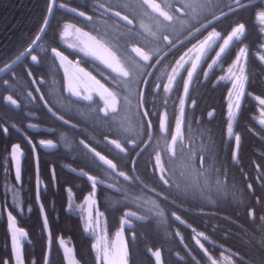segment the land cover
<instances>
[{
    "label": "trees",
    "instance_id": "16d2710c",
    "mask_svg": "<svg viewBox=\"0 0 264 264\" xmlns=\"http://www.w3.org/2000/svg\"><path fill=\"white\" fill-rule=\"evenodd\" d=\"M192 1L193 4L198 5L200 3V0ZM214 3L215 6L210 11L193 18L195 23H179L177 27L182 24H185V26L180 30H173L172 33L174 34L170 40H174L177 36L191 30L198 21L205 19V16L210 17L213 16V13L216 14L221 12V10H227V5L233 2L231 0H214ZM245 3L248 6L238 8V10L229 15H222L219 20L216 19L213 21L206 29L214 27L220 32L221 36H224L237 22H242L246 25L245 35L239 41L234 39L225 51V55H231V57L234 55L236 49L235 43H238V48L242 46L247 49L248 59L254 62L252 66H248L250 72L247 87L251 89L249 90L251 93L257 96H264V82L262 80L264 67L259 63L261 60L257 56V52L264 49L258 46L263 40H261L260 24L256 19L255 13L256 10L264 8V0H256L253 2L245 0ZM45 9V3L42 0H0V38H8L7 40H9V37L12 36L14 38L16 34L17 38L22 37L23 34L31 38L42 23ZM197 9L200 8L197 7ZM52 18L53 20L55 19L54 16ZM58 30V25L55 21H52L34 48V51L38 53L40 62L31 63L27 60V65H17L12 68V73H8L4 80L0 78V121L13 120L14 124L23 127L25 119H34L40 124L54 125L55 130L64 125L63 122L51 117L45 111L32 86L28 74L29 70L36 79L41 78L38 81V86L49 104L56 111L65 117L71 118L77 124V126H64L62 132L67 136L72 135L78 137L80 142L83 141L90 148H95L109 159H112L117 165V169L124 170L129 174V179L119 177L120 180H118L116 176L120 175L115 170L110 169L103 161L95 157L88 148L82 145H78L80 147L79 155H76L75 151L69 150L68 147H62L60 150L57 147L49 149L50 157H52L51 161L54 163L57 160H61L76 166H82L85 170L101 178L113 181L120 186V192H115L100 186L98 195L105 203L104 209L106 214L110 216H106L107 220L110 221V226L115 224L114 220L115 216H117L115 212L118 210L121 202L123 205L127 203L128 206L133 207L147 216L145 220L135 222L133 228L135 230V240L129 244L130 264H154V260L148 250L149 248L160 249L163 264H174V251L181 244L176 236L175 227H177L176 230L180 233L182 241L189 246V249L193 253L196 250L194 248L196 243L192 238V230L194 228H201L215 240L212 244H218V240L242 256V258H237L233 255L236 264H264V219H261V217H264V127H259L256 121L250 119V101H253L254 98H249V94H246L242 111L240 110L238 113V121L235 123L234 130L237 133L236 136H240V142L238 148H236L234 137L231 136L228 139L224 133V125L221 126L224 118L218 107L219 96L217 90L207 88L206 84L203 87V92L207 89L206 93L203 96H201L203 92L197 93L198 101L196 102V108H198L200 99L204 96L207 98L206 101H212L214 103L208 104L205 110L202 109V113L199 109L190 110L186 116L188 126L192 129L205 131L199 136L198 134L194 135V140L198 142L197 146H202L206 150L203 153L204 164L201 165V162L198 161V155H202V152L197 149L194 150L195 154L191 157H189L188 150L184 149L183 154L179 150L176 156L173 157L175 163L169 164L168 157L170 152L167 142L171 135V120L167 130L162 132L157 127L158 115L161 114L162 110L168 112L177 101L179 90L182 87L185 76V69L183 68L176 77L170 91L165 92L160 84L159 89L153 91V87L156 84V80L162 82L165 79L176 57L179 56V53L188 44L189 40L176 47L170 54L162 57L148 79L143 96L145 109H153L155 111V115L152 111H149L148 114L154 129L153 136L136 155L133 167L139 179L165 195V197H162L142 187L131 176V156H133L135 147L126 143V137L132 136L138 142L142 143L148 134L147 125L142 123L140 117L134 116L136 91L123 85L117 73L112 74L113 80L115 82L117 81V83L109 84V87L113 93L120 97L117 112L111 113L109 111L108 116H105V113L101 111L104 104L96 98L93 101H88L83 104L81 106V113H77L75 111L76 104H73L76 101L71 100L68 94H63L62 92L63 80L59 67L44 68L46 61L52 65L55 64L49 48L51 46H60ZM198 34L202 35L203 33L200 31ZM101 37L102 32L100 31ZM162 37H160V41L164 43L165 41H163ZM7 40L6 43L9 44ZM163 46L160 45L157 49H152L153 55L155 56ZM69 50L71 49L64 46L63 51L69 54L68 56L73 57L74 53L69 52ZM255 50L256 54L254 52ZM2 51V59H9L17 53H3ZM121 60L122 65L127 68L133 60L148 66L146 62L141 61L134 54L121 55ZM146 68H142L141 71L145 72ZM133 75H135V72H133ZM50 79L53 81L54 86L52 93L59 99V102L55 104L52 103V95L48 94V90L44 87ZM212 82L213 79L210 78L209 84ZM194 93L192 91L191 95L193 96ZM9 94H13L22 100L25 99V105L31 104V109L36 114L29 116L26 113L16 115L1 112L3 107L8 106L9 108L8 104L2 103V97L5 98ZM125 97H127L130 103H125ZM165 97L167 99H164ZM69 99L73 103H70ZM160 103L161 105H159ZM258 103L259 100L256 98L254 104L257 105ZM210 105L215 106L216 110L211 116H207L206 111L208 112V106ZM126 115L133 117L136 120L135 124L141 121L137 128L134 130V127L127 129L122 125L121 122L129 118ZM129 129L131 131H128ZM110 131V137L116 139L122 145H126V150L121 151L109 143L108 140H105L103 135ZM36 133L40 137L46 135L49 137L56 136L53 131L44 132L40 130ZM20 135L19 132L9 125L8 134L4 135L0 123V161L4 158L5 152L9 150L10 143L12 141H18L25 151L23 156L21 186L25 187L27 184H30L31 187L26 191V195H23L21 203L17 202V198H14L7 204V193L0 186L2 195L0 197V205L2 206L0 207V213L4 216V220L8 213L15 214V218L19 221L21 220L18 223L24 226L33 237L39 239L37 244H32V249H29L27 246V252L31 255V258L35 257L36 264H40L44 247V234L43 232L40 235L37 234L41 222L38 220L39 216L37 217V206L32 194L33 184L30 182L33 178V161L29 148ZM32 135L34 136V134ZM235 149L236 159H233ZM44 150V148L38 149V152L40 151L39 154H42L40 157L41 165L45 168L41 173L47 182V190L42 193L41 198L45 205L48 218L51 221V227L54 232L62 231L63 233L73 234L75 242L77 239L78 243H82L83 241L79 238L80 235L77 231L76 223L63 210V205L66 194L65 184H68L74 190L80 191L85 188L84 178L65 170L58 164L57 167L54 165L57 176L56 190L58 189V194H54V188L52 187L47 170L49 163H47L48 160L44 157ZM157 154H159L162 162H164L165 167L171 169L166 175V178L169 179L167 185L163 184L155 172L154 162ZM257 165L259 167V174L257 172ZM246 173L249 176L247 178L244 177ZM3 174L6 175L7 172H3ZM254 174H258L260 183L255 184L252 189H249L247 179L254 182ZM196 182L203 189L202 197H193L184 192V189L188 185ZM124 184L128 186V190L124 189ZM176 185H179V188ZM110 195L117 197V199L112 202ZM138 196L141 197V202H137ZM144 198L158 203L165 209V218L167 221H156L154 219L156 214L154 213L157 210H154V213L152 211L147 212L149 202L145 201ZM51 199L54 207L50 205ZM168 199H172L180 206L170 202ZM58 208L60 209V218L55 221L52 219V216ZM111 208L114 212H112ZM172 210H176L184 216L190 223V226H184L180 223L176 226L174 219L170 216V211ZM20 213L22 214L21 216ZM25 214L27 216L23 218L22 216ZM220 214H224L230 219H226ZM5 236H8L6 223L0 220V247L2 252L4 251L3 255H6L5 252L10 246V244H2L5 242ZM78 243L74 244L77 255L80 256L81 253V257L86 264H88L87 261L89 260L91 264H94L90 254L89 244ZM206 246L210 245L207 243ZM180 250L184 252L183 248ZM211 250L215 251L214 248ZM50 264H63L61 255L55 246L53 247ZM179 264H182L181 260ZM188 264L196 263L193 259H189Z\"/></svg>",
    "mask_w": 264,
    "mask_h": 264
},
{
    "label": "snow or ice",
    "instance_id": "6c2138e0",
    "mask_svg": "<svg viewBox=\"0 0 264 264\" xmlns=\"http://www.w3.org/2000/svg\"><path fill=\"white\" fill-rule=\"evenodd\" d=\"M145 4L151 5L153 10L159 13L161 17H163L164 21H167L168 23L164 25L166 28H174V16L170 15L169 12L163 11L158 4L154 2V0H144ZM177 3H182V0H177ZM55 5V0H49V6L47 9L48 14H51L52 8ZM215 6L214 0H200V3L197 5L201 9V11H210L213 7ZM248 6L245 3V0H233L232 4L227 5V12L221 10L222 15H229L233 13L234 11L238 10V8L241 7H246ZM187 7L189 10V15H191V5H183L182 8ZM71 11L75 12V9H71ZM173 12L175 13L176 20L179 22L180 16H181V9H173ZM79 15L81 17L85 16L84 12H80ZM117 16H120L119 12H116ZM257 19L261 24H264V10L259 11L257 14ZM213 16L215 19L219 20V16H215L213 13ZM205 19H208L207 16L204 17ZM86 19L91 20L92 17L88 16ZM123 20L127 21L129 25L132 24V20L128 18V16H124ZM212 20H208V24H211ZM48 25V19L45 18L43 20V26L40 28V32H44L45 27ZM208 25L201 23L200 27L195 28V32L199 33L201 31V28H207ZM79 31V29H77ZM262 32H264V29H262ZM246 33V25L242 22H237L236 25L231 29V32L229 35H227V38L223 40L222 46L219 47V50L216 52V59L212 61V64H215L217 60L220 59L221 54L225 53L226 49L229 47L230 43L234 40V38L239 41L241 37H243ZM87 35V34H85ZM190 35L195 38L193 33H190ZM220 38V33L216 32L214 29L212 32L209 33V35L199 43V46L197 47L196 45H193V49L196 50L197 55H195L194 60L196 62H193L190 65V70L187 71V81L183 85V91L185 96L188 94V88H189V83L192 81L193 78V73L195 72L197 68V63L200 61L201 57L206 54L208 49L211 48L212 42H214L216 39ZM40 36L38 35L35 40H39ZM89 39L91 40V44H88L87 42H82L83 47H81V51L87 50L90 55L96 56L98 59L102 60V62L113 72H116L117 75L121 78L122 84L126 85L129 89L135 90L136 91V106H135V111H134V116H138L141 118L142 123L147 125L149 132H148V139H151V120L148 119V114L149 111H152L153 114L155 115V111L153 109H145L143 107V96H144V87L148 84V80L146 79L147 76H150L151 73L143 72L141 71L142 68L147 67V65L140 63L139 61H131L129 64L128 68H125L122 64L119 62V58L116 56L114 52H112L109 48H107L103 43L98 41L96 37L90 36ZM163 41L167 42V46L169 48L175 47V44L173 41L169 40V37L167 35H164L162 37ZM35 40L33 43H35ZM193 49H189V52H191ZM53 53L56 54L57 57L60 58L61 64L63 62L68 61L67 56H63L60 52L57 51L56 48H52L51 50ZM133 53H135L138 57H140L141 61H149L151 59L150 55L145 53L142 48L140 47H133L131 49ZM32 49L29 47L25 53H21V55H31ZM103 53V54H102ZM188 53H184V55H181L179 60L176 62L177 67H183L181 64V61L187 63L185 61V56H187ZM246 58V49L244 47L240 48L238 55L235 57L234 63L237 65H240V74L237 75L233 73V83H232V89L235 90V100L233 104L229 105V123L227 125V132L229 134L232 133L233 131V125L231 123V119L234 116V113L231 111L233 107L236 109L240 108V99L244 93V88H245V81L246 77L243 75V63ZM19 59V57L17 58ZM190 59H193L190 57ZM259 59L261 61H264V56H260ZM31 60L32 61H37V56L36 55H31ZM68 63H71V61H68ZM156 63H159V60L156 61ZM211 64L209 65V68H211ZM81 72H83V69H80ZM228 71L232 73V68H229ZM133 72H135V75H133ZM172 73L173 75H170L167 80V84L164 87V91L168 92L171 90V87L174 83V76L177 74V68H172ZM88 75V74H86ZM205 75H207L205 73ZM145 77V78H142ZM91 79L95 80V77H91ZM221 79H225V77H222ZM96 84L99 85L97 89H95L96 93L100 96V98L104 101V107L101 109L105 113V116H108L109 111L111 113H116L117 112V106L120 104V100L117 98V95L113 92H111L109 89L105 88L104 85L100 84L99 81H96ZM160 88V85L157 83L153 87V91L155 89ZM68 91L70 93H73L77 96H80V92L76 91L75 88L72 86L71 81L69 82L68 85ZM229 97L232 98V92H229ZM84 100L87 101H92L93 96L91 94L83 96ZM259 100V103L261 105H264V99H260L257 97ZM8 101L11 102L12 104H15L16 101L13 100L11 96L8 97ZM125 103H130V101L125 97ZM192 104H195V101H192ZM184 105H185V100L180 99L179 101V116L176 118L175 122V134L171 136V154L168 157V163L169 164H174L175 161L173 160V157L176 156V149L175 146L177 144L178 139L180 140V148H181V154H183L185 145L183 143V137H182V124L184 121V116H185V110H184ZM165 113V117H166ZM212 113H209V116H211ZM59 119L63 120V116H60ZM141 121H138V124ZM161 130L166 131V128L163 123L160 125ZM6 131V130H5ZM128 131H131L129 129ZM111 135V131L109 133L105 134V140H109V136ZM126 140L129 142L135 144V139L132 136L126 137ZM235 142H236V148L239 146L240 142V136L237 135L235 137ZM43 144L44 142L41 141ZM49 145H51V141L47 142ZM82 144H84L83 141H81ZM109 143L112 145H115L117 149H120L121 151H124V149L121 146V143H119L116 139H111L109 140ZM85 148H88L91 153L95 155V157H98L100 161H103L105 165H107L110 169L115 170L117 168V165L113 163L111 159H108L104 155H102L99 151H97L95 148H90L88 144H84ZM12 153H13V159L16 162V178L17 180H20L21 178V161H20V156L22 153L19 152V145H14L12 147ZM193 155L192 152H189V157ZM233 159H236V152L234 150L233 154ZM200 162L201 165L204 164V157H200ZM155 172L158 174V178L163 182V184L167 185L169 183V179L166 178V175L171 169L166 168L164 162H162L159 154L155 156ZM119 175L122 177H125V179H129L125 175L123 171L119 172ZM90 181H92V187L95 189L96 187V177L93 176H88L87 177ZM177 188H179V185H176ZM249 187H251L249 185ZM184 192L187 194H190L193 197H198L203 195V189L200 187V184L198 182L192 183L188 185L185 189ZM102 215V214H100ZM131 216H135V213H130ZM9 219V230L11 232V246L12 250L14 253V258H15V264H23L22 256H21V238L25 237L27 233L22 229V228H17L16 227V220L15 217H13L10 213L8 216ZM177 219H179L177 217ZM261 219H264V217H261ZM122 223H128V221H122ZM200 236H203V233L199 234ZM120 233H117V237L119 238ZM198 244L200 243L199 240L196 241ZM63 243V241H61ZM99 250V255L97 256V264H99L100 259L102 258L104 261V264H128V261L126 259V252L124 251V245L120 243H114L113 247L109 249L107 246L101 247L100 245H94ZM201 248H203V245H200ZM155 256L157 259L160 257V252L157 251L155 253ZM0 264H7V261H0ZM212 264H215V261L212 262Z\"/></svg>",
    "mask_w": 264,
    "mask_h": 264
},
{
    "label": "rangeland",
    "instance_id": "374dc122",
    "mask_svg": "<svg viewBox=\"0 0 264 264\" xmlns=\"http://www.w3.org/2000/svg\"><path fill=\"white\" fill-rule=\"evenodd\" d=\"M189 4H192L193 1H190L188 2ZM264 10V8H261L259 10H256V14L259 12V11H262ZM221 17V16H219ZM256 19H257V15H256ZM216 19H214L215 21ZM257 21L259 22V20L257 19ZM142 26H145V27H150L149 23L147 22V20L145 19H142L141 20V23H140ZM259 29L261 31V40H263V42H261L258 46L261 47L262 49H264V32H262V29H264V24H261L259 22ZM212 32V31H211ZM218 32V31H216ZM231 32V30H229V32H227L224 36H221L220 35V38L219 39H216L214 42H212V46L210 49H208V51L206 52V54L204 56L201 57L200 61L197 63V68L195 70V73H197L198 71H203V74H204V78H205V81L207 83V88L209 87L210 89H217V86L215 85H212L209 84V73L213 70H216V73H215V78L216 77H219V79L222 81V84H223V92L220 94V96L218 97V107L220 109V113L221 115H223V118H224V122L222 121V124L221 126L224 125L225 127V134L226 136L228 137V139L233 136L234 137V141H235V137H236V132L234 130L235 128V123L236 121H238V113L240 112V110L242 111V105H243V102L245 101V96L246 94L243 93L241 99H240V108L239 109H236L235 107H233L231 109V111L234 113V116L233 118L231 119V123L233 125V131L231 134H229L227 132V125L228 123L230 122L229 121V105L230 104H233L234 103V100H235V90L232 89V83H233V73L239 75L240 74V65H237L234 63L235 61V57L238 55L239 53V50L240 48H242V46L240 48H238V43H235L236 45V49L234 51V55L232 56L231 60L227 63H224L222 65H220V67L218 68V65L220 64V59L217 60V62L215 64H212V61L214 59H216V52L219 50V47L222 46V43H223V40L227 38V35H229ZM220 33V32H218ZM209 35V34H208ZM207 35V36H208ZM206 36V37H207ZM206 37H204L203 39L197 41L195 44H192L190 45L188 48H186L178 57L177 61L179 60L180 56L181 55H184V53H188L187 56H185V61H187V63L181 61V64L184 66H186V76H185V79H187V71L190 70V65L193 63V62H196L194 60V57L195 55H197V52L195 49H193V45H196L197 47L199 46V43L201 41H203ZM30 37H26V40H28ZM235 39V38H234ZM19 40V38H18ZM73 43V42H72ZM189 49H193L191 52H189ZM246 49V48H245ZM18 51V48L16 49ZM58 52H60L63 56H67L68 58V61H71V63H68V61H65L63 62V64H61L60 62V58L57 57L59 63L61 64L62 68L64 69L65 71V81H66V89L68 90V85H69V82L71 81L72 83V86L74 88L78 87L79 83L82 85L81 88L83 87L84 88V96L85 95H88V94H91L92 96H97V97H93V100H95L96 98H100V96L96 93L95 89H97L99 87V85L95 84V86L91 83L92 81H95L96 80H93L91 79V75H94L96 77H99L97 74L93 73L91 74L90 70L82 67V65L79 63V57L77 58H74L75 56H68L69 54H67L66 52H64L63 50L61 49H57ZM255 54H256V50L254 51ZM262 51H258L257 54L258 55H262ZM103 54V53H102ZM56 55V54H55ZM190 57H192L193 59H190ZM0 59H2V54H0ZM176 61V62H177ZM254 62L253 61H250V59H248V51L246 49V58H245V61L243 63V75L245 76L246 75V68L248 66H252ZM212 65L211 68H209V65ZM183 67H177V64L175 63L169 70V72L167 73L166 75V81L168 80V77L170 75H173L172 73V68H177V74H175L174 76V79L177 77V75L179 74V72L181 71V69ZM229 68H232V73H230L228 71ZM80 69H83V72L80 71ZM90 73V74H88ZM205 73L207 75H205ZM88 74V75H86ZM158 75V74H156ZM222 77H225V79H221ZM100 79L103 80V82L105 83L104 84V87L108 86L107 82L105 79L99 77ZM101 82V81H99ZM117 82V81H116ZM102 83V82H101ZM100 83V84H101ZM47 90L49 91H53L54 89V86H53V81L50 79V81L44 86ZM96 87V88H94ZM207 89L204 90V92L201 94V96H203L204 93H206ZM232 92V98L229 97V92ZM11 96L13 98V100L16 101L15 104H12L13 108L15 109V111H17V109H20L22 111H24L25 113L27 114H33L32 111H30L29 109H27L25 107V99H21L19 97H16L15 95L13 94H9L8 97ZM254 98L253 101H250V107H249V114H250V119L256 121V123L258 124L259 127H264V105H261L260 103H258L257 105L254 104V100L259 97L260 99H264V96H254L252 94H249V98ZM117 98L119 99V95H117ZM164 99H167V97H165ZM92 100V101H93ZM207 98L204 96L200 99V103H199V106L198 108L200 109H203L205 110V108L207 107L208 104L211 103V101H206ZM6 102H8V99L6 100ZM161 105V103L159 104ZM201 105V106H200ZM104 107V105L102 106V108ZM197 105H192V106H186L184 108L185 110V116H184V121H183V124H182V128H181V132H182V137H183V143L185 145V149L188 150V153L189 152H192L193 154L195 153V149L199 150L202 152V155L199 154V162H200V157L203 156L204 152L206 151L204 147L202 146H197L198 142L194 140V135L195 134H198V136L202 133H204L205 131H200V130H196V129H192L190 126L187 125L186 123V116L187 114L190 112V110L196 108ZM216 107L213 106V105H210L208 106V112L206 111V115L209 116V113L211 112H214L216 109ZM51 117L53 118H57V116L54 114V112H52L49 108H46L45 110ZM18 112V111H17ZM161 112L167 114L166 117H165V122H164V126L167 130L169 124H170V120H171V125H172V129H171V135H174L175 134V122H176V118L179 116V106L176 105V104H173V107L167 112L165 110H162ZM19 113V112H18ZM126 117H129L127 119H124L121 123L122 125H124L125 128H133V130L135 128L138 127V123H136V120L133 118V117H130L129 115H126ZM170 125V126H171ZM157 127L160 128L159 125H157ZM206 130V129H205ZM105 136V135H104ZM109 138H111L109 136ZM112 139V138H111ZM135 139V138H134ZM128 141V140H127ZM130 145H133L135 148H134V155H136L137 153H139L141 151V149L145 146V145H139L138 144V140L135 139V144L131 143L130 142ZM126 149V147H125ZM172 149V148H171ZM175 149H176V154L178 153L179 150H181L180 148V140L178 139L177 141V144L175 146ZM103 154V153H102ZM170 154H171V151H170ZM12 159H13V153H12ZM14 160V159H13ZM15 162V160H14ZM16 163V162H15ZM135 180L136 178L133 177ZM17 192H12L11 195H16ZM54 194H58V189L55 190ZM206 195V194H204ZM111 198H112V202L114 200L117 199V197L115 196H112L110 195ZM203 195H201L200 197H202ZM145 201H148L149 204L147 205L148 207V210L147 212L149 211H152V213H154V210H157L154 214H156L154 217V219L156 221H167V219L165 218V209H163L158 203H155V202H152L150 201L149 199L147 198H144ZM137 202H141V198H137ZM100 204L104 207L105 203L104 201H101ZM20 205V204H19ZM1 207V206H0ZM52 207H54V203L52 204ZM124 206H119L118 208V211L121 210ZM112 212L113 209L111 208ZM57 212H59L60 214V209L58 208V210H56ZM222 217L226 218V219H230L229 217H227L226 215L224 214H220ZM251 215V214H249ZM150 216V215H149ZM184 217V216H183ZM75 219V218H74ZM186 220V218H185ZM75 222L77 221L76 219L74 220ZM175 221V220H174ZM187 221V220H186ZM188 222V221H187ZM176 224V226L178 225L179 222H174ZM172 226V224H170ZM179 233V232H178ZM200 233H203L204 235L203 236H200L199 234ZM180 234V233H179ZM70 235V238L73 240L74 238V235L73 234H69ZM192 238L194 240V242L196 243L194 246V248H196V250L202 254V259L203 260H211L210 262H213L215 261V264H236L235 260L234 259H228L225 255V247H228L222 243H220L218 240H217V243L218 244H212L213 242H215V240L210 236V235H207L206 232H204L203 229L199 228H194L192 230ZM197 240H199V244L196 242ZM181 244L179 247H177L175 250H180L182 249L183 247H185L186 249L189 248V246L187 244H185L184 242L182 241H179ZM208 243V245L210 246H206V244ZM79 244V243H78ZM82 244V243H81ZM184 244V245H182ZM203 245V248L200 247V245ZM212 246H219V250H215V251H212ZM209 247V248H208ZM211 248V249H210ZM21 249H23V246L21 247ZM227 251H229L228 249H226ZM182 254V253H181ZM232 254L234 256H236L237 258L238 257H241L236 251H233ZM183 256V261H182V264H188L189 263V259L192 260L191 257L188 256L187 253L185 254H182ZM189 258V259H188ZM23 260V259H22ZM194 261V260H193ZM219 262V263H218ZM23 264L24 261H23ZM174 264H179L178 261H174Z\"/></svg>",
    "mask_w": 264,
    "mask_h": 264
},
{
    "label": "flooded vegetation",
    "instance_id": "af4514ba",
    "mask_svg": "<svg viewBox=\"0 0 264 264\" xmlns=\"http://www.w3.org/2000/svg\"><path fill=\"white\" fill-rule=\"evenodd\" d=\"M42 1L45 3V5L47 4V2H49V0H42ZM154 2L160 5L159 0H154ZM107 7L117 9L128 15L130 14L127 12V9H130L134 13L139 14L143 12L145 7L152 8L151 5L145 4L144 0H55V5L53 6V11H52V14L54 13L53 16L55 19L53 20L52 18L53 16H50L48 24H50L52 21H55L59 28L58 30L59 36L64 37V39L68 42L72 41L76 45V56L79 57V63L82 65V67L90 70L91 74L93 72L97 74L99 77L105 79L106 81H111L110 79L113 78L112 74H115L116 72H113L111 69H109L102 62V60L100 59L98 60L96 56L90 55L87 50L81 51L80 49L81 47H83L82 42H87L88 44H91L92 42L89 39V37L94 36L96 37L98 41L103 43L107 48H109L112 52H114L116 56H118V55L124 54L127 49L131 50L133 47H140L143 50H149V47L145 46V44L143 43L145 41L152 40V38L150 34L146 32L143 26H135L136 21L134 22L133 25L124 23L123 21L111 15V13L107 11L106 9ZM71 9H75L79 13L84 12L85 16L81 17L79 13L73 12L71 11ZM88 16L92 17V19L91 20L86 19V17ZM77 29H79V31H77ZM100 31L102 32L101 38H100ZM148 32L153 33V30H149ZM24 37H25V34H23L22 37H19V40H18L17 34H16L14 38L12 36L9 37V40H7L8 38H5V39L0 38V54H1V50H3L2 51L3 53L16 52L17 46L21 43ZM6 40L9 41V44L6 43ZM133 42H139L141 46L139 44H132ZM153 47H155L154 44H153ZM76 56L74 58H77ZM26 57H28V54L22 57L16 64L18 66L27 65L28 59ZM6 60L7 59H0V66ZM7 72L12 73V68L10 70L4 71L3 73L4 74L6 73L7 75L8 74ZM6 75L2 77L3 80L6 77ZM91 76L95 77L96 81H101L102 83L101 82L100 83L102 85L105 84L103 80L100 79L99 77H96L94 75H91ZM210 78L214 80L215 76L211 75ZM91 83L94 86L96 84L95 81H92ZM81 86L82 85L79 83L78 87L75 88L76 91L80 92V96H77L73 93H71V96H70V99L75 100L76 103H73L69 99L70 103L77 105L76 107H77L78 113H81L82 111L81 106L88 102L87 100L83 99L84 88L83 87L81 88ZM105 88L107 87L105 86ZM48 94L52 95L51 97L52 103L55 104L59 102V99L53 95L52 91L48 90ZM217 94L218 96H220V93L218 91H217ZM93 97H97V96L95 95ZM99 100L103 103L101 99ZM211 103H214V102L211 101ZM46 137L43 138L42 140L44 142L43 145L45 148L44 157L48 160L47 163H49V165L53 163V165L57 167V164L61 165L63 162L57 160L54 163L53 161H51L52 157H50V153L48 149L50 145L47 143ZM56 143L58 144V141H56ZM66 143H67L69 150L80 151V147L77 145L75 141L68 140ZM44 162L46 161L44 160ZM74 207H75L74 205L73 206L67 205L65 207V211L75 216L74 214H76V212L73 210ZM171 213L172 211H170V215ZM136 221H140V220H138L137 218H133L130 220L129 226H126L125 233H126V238H127L128 243H131L135 240V230L133 228H134ZM82 222L83 220H80L81 225H82ZM179 223L181 222L179 221ZM102 224H103V221L101 220L99 231L96 230L97 225H96V228L95 226H89L87 230L90 229L91 232L86 233L84 235V238L88 239L89 242L87 240H84L82 244H90V247H91V242L93 240L92 236H95L98 238L99 243H96V244H99L100 246H103L104 244H109L110 236H111L110 232L107 231L106 227H101ZM213 248L214 250H219V246H212V249ZM95 250L97 251L98 249L95 247ZM225 253H226V256L230 259L231 253H228L226 251ZM202 261L204 264H212V262H210L208 259L207 260L202 259ZM28 264H36V263L35 261H33V262H28Z\"/></svg>",
    "mask_w": 264,
    "mask_h": 264
},
{
    "label": "water",
    "instance_id": "95a60500",
    "mask_svg": "<svg viewBox=\"0 0 264 264\" xmlns=\"http://www.w3.org/2000/svg\"><path fill=\"white\" fill-rule=\"evenodd\" d=\"M108 11L111 12L113 15L117 16V15H116V12H117V11L112 10V9H108ZM226 11H227V10H225V12H226ZM75 12L79 13L78 11H75ZM51 13H52V12H51ZM119 13H120V12H119ZM50 15H51V14H48V12H46L45 18H47L48 21H49ZM220 15H222V14L219 13V14H217L216 16H220ZM124 16H125V15H124L123 13H120V16H117V17H119L121 20H123V17H124ZM45 18H44V19H45ZM210 19L213 20V19H215V18L212 17V18H210ZM123 21H125V20H123ZM125 22H127V21H125ZM203 24H208V20H207L205 23H203ZM42 26H43V24H42ZM42 26H41V27H42ZM199 27H200V26H199ZM194 32H195V29H194L192 32H190V33H194ZM42 33H43V32H42ZM42 33H41L40 30H39L38 33L36 34L35 38H36L38 35L41 36ZM190 33H188V34L184 35L182 38L178 39L174 44H177V43H179L180 41H182V40H184L185 38H187V37L190 35ZM35 38L32 40V42L30 43V45H28V47H30V46H32V45H34V44L36 43L37 40H35ZM34 40H35V43H33ZM27 49H28V48H27ZM164 53H165V51L162 52V53L156 58V60L153 62V64L151 65V67L149 68V70H148L147 73H150V71L152 70V68H153L154 65L156 64V61L159 60V59L161 58V56H162ZM18 57H19V59H20L21 54H18V56H16L12 61H10L8 64H6V66H5L4 68H7V67L11 66L13 63H15ZM2 71H3V70L0 69V73H1ZM147 77H148V76H147ZM147 77H146V79H147ZM144 78H145V77H144ZM36 91H37V93L39 94V96L41 97L43 103H44V104H45V105H46V106H47L52 112H54V111L48 106V104L46 103V101H45V99H44L42 93L39 91L38 88H36ZM54 114H55L57 117H60L57 113L54 112ZM28 126H29L30 128H33V129H37V128H39V126L36 125V124H29ZM150 131H151V130H150ZM148 140H149V139H148V136H147V138L145 139V141H144V143L142 144V146H143ZM31 144H32V143H31ZM35 162H36V172H35V181H36V182H35V184H37V182H38V166H37V158H36V157H35ZM64 166H65V168H67L68 170H70V171H72V172H74V173H76V174L82 175V176H84V177L86 178L87 182L91 185V193H87L86 195H84V197H83V201H87V203L94 204L95 207H96L97 209H98V204H97L96 197H95V195H96V191H97V184L100 183V184H103V185H106V186H111V187H113V188H116L115 185H113V184H111V183H109V182H106L105 180H102V179L99 178L98 176H96V175H92L91 173L86 172V171H84V170L81 169V168H76V167H74V166H72V165H70V164H65ZM88 176L96 177L97 183H96V187H95V189H93V187H92V181H90V180L87 178ZM54 181H55V180H54ZM37 200H38V198H37ZM124 212H125L127 215H130V213H135V216H133V217L138 218V219H142V218H143L142 215H140V214H138V213H136V212H134V211H132V210H128V209H126ZM173 216H174L175 218L178 217V218H179L178 220L182 221V219H181L176 213H173ZM42 218H43V221H44V225H45V227H46V232H48V224H47V220H46L45 216H43ZM127 220H128V219H126L125 217H122V218H121V224H120L118 230L115 232V236H114V239H113V242H114V243H117V242H118V243L124 245V251L126 252V254H127V245H126V239H125L124 232H123V225H124V224H128V223H122V221H127ZM118 232L120 233L119 238L117 237V233H118ZM49 241H50V237H49V234H48V242H47V246H46V250H45L44 264H47L48 257H49V249H50ZM61 241H63V243H61ZM58 246L60 247V249H61V251H62V253H63L65 264H81V263L77 260V258H76V256H75V253H74V250H73V246H72V244H67L66 241L61 240V239H58ZM156 252H157V251H154V252H153L155 262H156V264H162L161 255H160L159 259H157L156 256H155V253H156ZM98 255H99V252L96 253V264H97V256H98ZM126 259H127V257H126ZM102 261H103V259L101 258L100 261H99V264H101ZM127 261H128V259H127ZM103 262H104V261H103Z\"/></svg>",
    "mask_w": 264,
    "mask_h": 264
}]
</instances>
